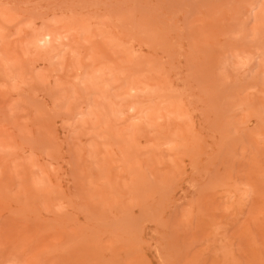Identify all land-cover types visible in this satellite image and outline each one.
I'll use <instances>...</instances> for the list:
<instances>
[{
	"label": "rangeland",
	"instance_id": "rangeland-1",
	"mask_svg": "<svg viewBox=\"0 0 264 264\" xmlns=\"http://www.w3.org/2000/svg\"><path fill=\"white\" fill-rule=\"evenodd\" d=\"M0 264H264V0H0Z\"/></svg>",
	"mask_w": 264,
	"mask_h": 264
}]
</instances>
